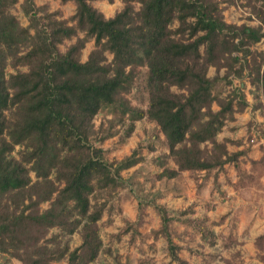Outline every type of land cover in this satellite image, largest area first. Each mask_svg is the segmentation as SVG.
Returning a JSON list of instances; mask_svg holds the SVG:
<instances>
[{"label": "trees", "instance_id": "1", "mask_svg": "<svg viewBox=\"0 0 264 264\" xmlns=\"http://www.w3.org/2000/svg\"><path fill=\"white\" fill-rule=\"evenodd\" d=\"M17 1L0 0V136H8L0 141L1 251L23 264L60 259L89 264L97 258L103 245L98 224L103 207L93 204L92 197L117 191L125 182L121 171L141 160L138 149L110 160L97 145L115 134L109 129L99 135L95 129L93 119L103 108L127 117V136L138 119L156 122L177 165L160 171V179L185 170L221 168L247 153H232L227 142L217 138L235 103L240 110L249 104L243 87L227 97L214 89L222 68L227 83L247 76L264 87V52L252 48L264 37L262 8L254 5L261 23L251 25L225 20L226 5L238 0H122L123 8L111 17L95 7L94 0H73L76 11L69 24L57 18L58 12L24 0L25 12L32 15L30 25L23 26L8 13ZM135 1L141 2L139 9ZM74 36L62 51L60 44ZM91 38L95 47L83 61L82 49ZM106 52L113 54L110 61ZM9 57L12 65L27 70L6 76ZM143 65L150 91L146 109L125 97L137 67ZM210 66L216 68L214 77L208 75ZM214 102L219 109L213 108ZM15 144L26 146L25 161L31 165L10 155ZM46 201L50 206L42 209ZM152 205L160 214V231L172 259L183 264L172 223L193 219L182 217L186 210L176 216L162 204ZM139 208L141 212L142 205ZM54 227L60 231L47 238ZM75 232L81 233L82 242L71 249L69 237ZM202 235L208 239L213 231L206 229Z\"/></svg>", "mask_w": 264, "mask_h": 264}, {"label": "rangeland", "instance_id": "2", "mask_svg": "<svg viewBox=\"0 0 264 264\" xmlns=\"http://www.w3.org/2000/svg\"><path fill=\"white\" fill-rule=\"evenodd\" d=\"M33 1L36 6H44L49 12H58V19H67L69 24L74 23L71 17L76 11V3L73 0ZM92 4L106 17L115 15L124 6L122 0H94ZM134 5L139 9L141 2L135 1ZM254 5L264 11V0H238L235 4L226 5L225 20L237 24L261 23ZM23 6L24 0H18L8 9V13L13 14L21 25L29 26L32 12L26 13ZM38 14L42 15L43 11L38 10ZM177 26L176 20L172 28ZM31 32H34L33 28ZM83 35L84 32L80 31L79 36ZM76 38L77 36L66 39L60 44V49L65 51ZM94 47V38H91L82 49L81 60H86ZM203 48L202 46V50ZM252 48L264 52V37ZM106 55L108 61L113 58L111 52H106ZM18 69L27 70V66L15 67L9 57L5 67L6 76ZM215 74L216 68L210 66L208 75L214 77ZM218 74L221 79L216 82V94L227 97L234 94L237 86H241L246 93L248 105L259 110L261 115L264 114L262 82H252L250 78L243 76L234 79L230 77L233 82L227 83L223 78L225 69H220ZM261 75L264 80V64ZM134 79L133 87L125 92V97L134 106L146 109L150 95L147 67H137ZM172 89L178 91L175 86ZM212 106L215 110L219 109L216 102ZM234 108L232 114L227 116L225 124L234 119L235 112L245 109H238L236 103ZM6 113L10 115V111ZM123 120L128 123L127 117L119 118L108 107L101 109L93 119L99 135L109 129L115 131L114 135L97 142L98 146L104 148L105 155L110 160L121 159L131 154L134 149H138L141 160L121 171L125 182L117 191L112 194L98 193L99 195L92 197L93 204L97 202L98 206L103 207L102 217L98 221L103 245L97 258L89 264H178V261L172 259L167 238L160 231L161 218L152 205L153 202L164 205L171 215L178 216L181 211L186 210L187 213L182 217L193 219L174 220L172 223L173 240L180 246L178 254L183 264H264V116L261 120L251 119L245 123L243 131H233L235 140H223L236 145L243 144L242 149L247 150L243 154L245 156L241 155L236 162L230 161L221 168L215 165L208 171L185 170L171 179L158 178V173L165 167L177 168V165L156 122L147 117L138 119L135 121L134 130L127 136V124ZM235 129L239 130V127ZM3 137L8 138L3 134L0 141ZM252 138L255 139L254 142L251 141ZM254 144L258 148L257 159L248 157V151ZM237 151L239 150L232 149L231 152ZM25 153L24 144H15L10 155L29 166L31 163L25 161ZM30 174L33 180L37 179L35 172L31 171ZM49 206V201L41 204L42 209ZM138 213H141L139 222ZM206 229L213 231V236L209 235L208 239L202 235ZM59 231V227L52 228L47 238ZM212 239L214 243L211 242ZM81 242L80 232L69 237L71 249L79 246ZM66 263L67 259L51 262ZM0 264L23 263L10 252L0 250Z\"/></svg>", "mask_w": 264, "mask_h": 264}, {"label": "crops", "instance_id": "3", "mask_svg": "<svg viewBox=\"0 0 264 264\" xmlns=\"http://www.w3.org/2000/svg\"><path fill=\"white\" fill-rule=\"evenodd\" d=\"M251 107H253V106H251ZM251 107H250V105H248L244 110L239 111V112H235L234 119H232L231 121H228L229 123H226L223 126L222 130L218 133V137L217 138H218L219 141H223L224 138H229L231 140H235L236 137H234L235 133L233 131H243L244 127H245L244 126L245 123H248L251 119L261 120L263 115H261L259 110L252 109ZM237 127H239V130L235 129ZM232 143L233 142H227V148H228V150L230 152L232 151V149L240 150V149L244 148L243 144L242 145L241 144L236 145V144H232ZM257 150H258L257 145L254 144L252 146V149H250L248 151V157H250L252 159L259 158L257 156ZM243 156H245V155H243ZM240 192H242V191H240Z\"/></svg>", "mask_w": 264, "mask_h": 264}, {"label": "built area", "instance_id": "4", "mask_svg": "<svg viewBox=\"0 0 264 264\" xmlns=\"http://www.w3.org/2000/svg\"><path fill=\"white\" fill-rule=\"evenodd\" d=\"M263 113H264V111H263ZM263 116H264V114H263ZM251 141H252V142H254V141H255V139H254V138H252V139H251Z\"/></svg>", "mask_w": 264, "mask_h": 264}]
</instances>
